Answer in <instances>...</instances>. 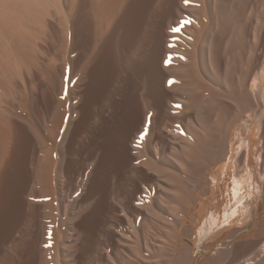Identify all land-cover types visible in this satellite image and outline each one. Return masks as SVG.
<instances>
[{
    "label": "bare ground",
    "instance_id": "6f19581e",
    "mask_svg": "<svg viewBox=\"0 0 264 264\" xmlns=\"http://www.w3.org/2000/svg\"><path fill=\"white\" fill-rule=\"evenodd\" d=\"M114 5L115 8L113 5V8L110 6L111 9H115L113 11L115 13L113 27L109 28L108 35L97 39L103 40L102 43H99L103 44L101 46L103 49H100L99 55H95L99 56L98 59L95 57L97 59L95 61V58L85 53L83 85L80 92L87 108L85 111L87 114L84 115L86 116L84 117V119L86 118L85 122L82 121L84 123H81L83 126L80 128L77 119L72 117L69 120L65 138H63V142L60 140L62 143L58 154H56L57 151L55 153L57 159L52 170V185L56 189L54 198L59 210H57L58 214L55 219L58 226L57 232L54 229L55 235L52 234L50 237L52 242L48 243L49 235H45L49 234L46 233V224L39 227L42 229L40 233L36 229L29 231L28 242H26L28 252L26 254L22 252L26 256V258L23 256L24 262L21 260L23 264H152L150 263L152 260L150 251L152 249L161 250L165 245L161 239L163 234L156 235L157 243L153 242L152 230L159 228L160 224H163L166 236L169 237V247L167 250L164 248L168 258L164 259L165 254L164 256L160 254L158 257H163V259L155 261L156 264H170L174 259L179 264L192 262L194 257L190 253L191 245L185 241L181 232L185 214L192 202L196 200L198 189L205 184L208 170L233 150L232 134L243 119H245L243 122L246 123V129L249 132L240 139L241 149L237 151L238 156L235 164L237 168L242 165L246 172L243 174L244 176L236 174L233 177L232 187L229 184L227 189L228 200L224 206V212H211L198 230V239L203 242L214 232L215 228L232 225L233 216L238 212L239 204L244 203L242 198L254 193L256 171L252 168L254 159L251 143L254 141V127L258 124L262 127L260 138L263 148L258 158H256L257 155H254L255 166H257L261 180V182H257L256 187L258 195L263 198L264 93L261 95L262 93L258 91L259 84H257L258 87L256 86L258 90L253 92L250 89V81L260 80V75L264 73V0H116ZM110 7L108 10L112 14ZM94 13L95 11H93V15L89 14L84 19L82 24L84 26H80L83 29L79 27L85 32V38L80 35L84 41L86 40L84 42L81 38L85 45L86 43L92 44L91 38L95 37L93 33L96 34L97 26L94 25V30L92 25L95 22L92 19L97 16L94 17ZM97 14L100 15V13ZM104 15L101 12L100 16L104 20L100 22L103 26H105L103 24L106 21L105 17L110 14L103 17ZM92 16L93 18H91ZM148 16L153 17V26L150 27L152 29L150 31L152 32L151 41L149 40V44L143 49L140 35L145 22L148 21V19L146 20ZM110 17L107 18L108 21H112L109 20ZM108 21L105 23L106 26ZM96 23L99 25V22ZM77 24L79 23L77 22ZM75 26L77 27L76 24ZM103 26L101 28H104ZM176 27L179 28L176 30ZM72 29L74 30V28ZM97 29L102 32L106 28ZM115 36L118 38V45ZM94 40L96 39L94 38ZM116 45L125 60L123 66L128 69V72L134 74L136 81L139 82L136 84L134 79L133 83L135 84L134 90L136 86L139 91V94L136 92L139 95V99L136 97L139 104L137 108L135 107L137 110L135 109V112L132 113L134 114V116L132 115V124L122 137L121 142L111 145V159L109 158L106 171H104L102 168L107 151L101 139L102 136L101 134L97 135L93 123L103 120L104 116L106 117L105 110L107 109L102 106L104 108L96 112L95 107L97 108V106L94 107V92L96 90L94 88L96 80L100 79L98 78L99 69L106 72L109 67L108 64L107 67L102 66H105L106 63L102 64L100 60L103 61V59L101 58L105 56L110 60V57L115 54L114 51L112 55L111 51L117 48ZM110 61L112 63L116 60ZM100 65L103 68H100ZM112 67L109 70H112ZM114 68L117 67L114 65ZM103 70L101 71L103 72ZM111 72L110 75H112ZM127 73L124 76H127ZM103 74L107 76L106 73ZM102 76L100 75V77ZM127 77L125 78L127 79ZM100 84H103V81ZM129 87L133 91L132 86ZM107 88L109 87L107 86ZM104 91H106V87ZM126 95L131 96L128 93ZM113 96L116 97V95ZM112 98L114 99V97ZM226 98L233 100L235 106L233 109L227 105ZM99 101L101 104L102 100ZM114 103L113 105L108 103V109L115 108ZM125 107L123 109L127 111L129 107L126 109ZM76 108L79 107L76 106ZM0 120L2 121L1 118ZM125 123L127 124V122ZM0 127L2 128V125ZM6 131L0 129V231L6 228L5 226L10 227L9 224L13 223L11 221H16L21 217L20 215H24L25 210L27 212L32 209L34 218L36 215L38 217L36 213L39 211L35 202V204H30L31 200H28V197L33 191L34 184L38 181L36 172L40 170L34 171L24 165L26 161L24 158L27 156L26 149L29 152L33 139L31 133L27 135L25 131L26 134L21 132L22 130L18 131L17 135L22 138V146L25 144V147L19 148L18 144L11 142L13 148L7 149L3 140ZM242 131L244 130L242 129ZM8 135L10 136V134ZM37 135L34 132V136ZM87 137L91 147L88 145L90 147L89 157L87 156L88 160L84 163L79 157L81 143L82 141L86 143L87 141L83 138L87 139ZM117 138L120 139L119 136ZM37 139L44 147L45 142L43 143L39 136ZM106 143L108 145L107 141ZM43 149L45 150V148ZM117 153L121 156L120 162H118ZM30 164L32 163L30 162ZM99 168L100 171L105 172V179H103L101 187L99 186L100 188L97 189V185L95 186L93 183V176L97 175V172L94 175L95 170ZM222 173L225 174L226 171L223 169ZM222 173L218 175L220 176ZM215 179L217 181V178ZM100 180L99 183L103 181ZM245 184L248 186V193L241 195V189L245 187ZM40 188L38 190L44 191L43 187V189ZM154 189L157 190L155 193ZM73 192L75 194H72ZM68 193L71 197H69L70 200L67 199V202ZM98 197L101 198L103 206L100 214H97L99 216H96L93 207ZM215 199L218 203L216 194ZM56 206L54 205L53 208L55 211ZM46 207L48 206L46 205ZM53 209L49 208L50 211ZM245 210L247 211L248 208ZM31 211L29 212L31 213ZM118 211L123 214V221L121 217H118ZM49 213L47 209L44 213L45 217L49 216ZM21 218L23 219V216ZM27 220L31 221V219ZM27 220L24 221L27 222ZM241 220L243 223L244 219ZM120 222L124 223L122 231L117 228L122 224ZM48 223L55 222L52 220ZM51 228L52 231L54 226ZM11 229L14 228L10 227V231ZM187 229L188 227L183 232L186 233ZM240 229L237 227L229 229L232 232L231 241L223 243V247L214 255L215 260L218 264H264V239L243 238V232ZM24 249L26 250V248ZM17 256L19 257L20 253Z\"/></svg>",
    "mask_w": 264,
    "mask_h": 264
},
{
    "label": "rangeland",
    "instance_id": "374dc122",
    "mask_svg": "<svg viewBox=\"0 0 264 264\" xmlns=\"http://www.w3.org/2000/svg\"><path fill=\"white\" fill-rule=\"evenodd\" d=\"M114 1L116 2V0H0V118L2 119V121L0 120V122H1L0 126L2 125V128L0 127V129H2V131H4V132L6 130H8L6 132L8 134H10V136H9L7 133L3 132L5 135V138L3 139L5 143L4 142L3 143L7 145V146L5 145L7 149L13 148L12 143L18 144L19 148L20 147L23 148V147H25V144H24V146H22L23 145L22 144L23 142L21 141L22 138H20L17 135V133H19L18 131L22 130L21 132H23V133L26 132L27 135H30V133H31V137L33 139L31 138L32 140H31V146H30L29 152L26 149V153H27L26 155L27 156H25V158H24V161L26 160L24 162V165L25 166L27 165V167L29 166V168L34 169V171L35 170L42 171V172H40V171L36 172V176H38L37 177L38 181L36 182V184H34L35 187L33 186V188H32L33 191H31V193H30L31 195L29 194V197H28V200L32 201V202L30 201V204L35 202L36 203V204L34 203L35 206L39 207L38 209L36 207V209L39 210V211H37L38 213H36V214H38V217H37V215L35 216V218H34V215L32 216V213H33V211H31L32 209L28 210L27 212L25 210V212L23 213L24 215H20L21 217L23 216V219L21 217H19L18 219H16V221L17 220H19V221L16 222L14 220L15 221V223H14V221L12 220L11 222H13V223L9 224L11 228H14L13 230L11 229V231H10L9 226H8L9 229L7 228V226H5L6 228L1 229V231H0V235H1L0 236L1 237L0 238V264H20V263L23 264V262L25 261L23 256H25V255H23L22 252L24 254H26L28 252V250H27L28 246H27L26 242H28V239H27L28 236L27 235H28L29 231L36 229L40 233L41 232L40 230H42V229L39 227H43V225L46 224L45 225L47 227L46 233L48 232L49 234H45V235L46 236L49 235V236H48V238L46 236L45 237L47 238L48 243L52 242L50 237H52V234H53V236L55 235L54 229H56V232H57L58 226H57V221H55V219L57 218V214H58L59 210L57 209V206H56L57 201L54 198V196L56 197V195H55L56 189H54V187L52 185L53 184L52 183L53 165L57 159L56 154H58V149L64 140L63 138H65L64 135H66L65 131H67V129H68L67 126H69V122H70L69 120H71L72 117L77 119L76 121H77V124L80 125L79 126L80 128L83 126L82 124L85 122L86 118L84 119V117H86V116H84V115L87 114V112H85V111H87V108L85 107L86 103H85L84 99H82L83 95L80 94V92L82 91V85H83V70H84L86 55L89 54L93 58H95L96 57L95 55H99V52H101L100 49H103L101 47L103 44H99V43H102L103 40H97V39L98 38H100V39L104 38L106 35H108V33L110 31L109 28L112 29V27H113V22H114L113 19L115 18L114 17L115 13L113 11H115V9H111V7L113 5L115 8V5H114L115 2ZM112 3H114V4H112ZM109 7H110L112 14H113V16H111V17H110V15H112V14L109 13V10H108ZM93 11H95L94 17H95V15H97L96 16L97 18L95 17L96 20L93 18V16L91 17V18H93L92 21H95L92 23L93 29L95 30L94 25L97 26L96 27V34L97 35L93 33V35H95V37L93 35L92 36L96 40H94V38L92 37L91 38L92 44L89 43V45L91 44L92 46L91 45L89 46L88 43H86V45L84 44V42L86 40L84 41V39L82 37L84 36V38H85V35H84L85 32H84V30L83 31L80 30V28L82 26H84L82 24L84 23L83 21L87 17V15H89V14H90V16L93 15ZM101 12H102V15L103 14H105V15L110 14L106 17H105V15L103 16V17H105L106 21H108V19H107L108 17L111 18V19L109 18V20H112V21L107 22L108 27L105 24L106 21H104V23H103L106 27L101 24L102 22H100V21L104 20V18H101V16H100ZM97 13H100V15ZM73 18H76V19H73ZM152 18L153 17H149V16L146 18V20L148 19V21L145 22V25L143 27V31L140 35L141 36L140 39L142 38L140 40V42L142 43L141 47H143V49L145 46H147L149 44L148 41L149 40L151 41L150 37H151L152 32H150V31L152 30L151 28L153 26ZM97 20H99V21H97ZM74 21H75V23H73ZM77 22L79 24H77ZM96 22H99V25H96L97 24ZM109 22H110V24H109ZM75 24L77 25V27L75 26ZM100 24L104 28H106V29L108 28V29L106 30L104 28H101L102 26ZM72 25H73V27H72ZM72 28H74V30ZM75 28H76V31H75ZM97 28L104 29V30H102V32L100 31L102 36L100 35V32L97 31V30H99ZM177 28H179V27H176L175 29L177 30ZM81 29H83V28H81ZM144 30H147V31H144ZM74 31H75V33H74ZM80 31H82L83 33L81 32L79 34ZM103 32H104V34H102ZM146 32H147V34H146ZM80 35L81 36L83 35V36L81 37ZM142 35H144V36H142ZM147 35H149V36H147ZM74 38H75V40H74ZM79 38H80V40L82 38L84 42H82V40H81V42L79 43V41H80ZM93 40H94V42L95 41L96 42L94 43ZM115 41L117 42L116 44L118 45V38L117 37H116ZM81 43H83V44H81ZM117 45H116L117 48L114 49L113 51H111V53L115 51V54L113 55V53H112L113 56H111V57L109 56L110 60H112V61L116 60L117 63H116V61L111 63L109 58H105V56H104L105 59L101 58V59H103V61L100 60L102 62V64L106 63L105 66L104 65H102V66L103 67L109 66V67H107L106 72L103 69H99L100 72H99L98 78L103 79V80L101 79L103 81V84H100V82L102 83V81L100 79H97L96 82L97 81H99V82H97V83L95 82L96 86L94 88V90H96L94 92V97L96 99L99 98V100H102V103L100 104V101L96 100L94 98V102H95L94 107L97 106V108L95 107L96 112H97V110L104 108V107H105V109H107V110H105L106 111V113H105L106 117L104 116L103 120H101L100 122H97V123L94 122L93 123V128L96 129V130L94 129L95 132L97 133V135L101 134V136H102L101 139L104 142L105 149L107 151V155L109 154L108 155L109 157L106 155L104 158V163H103L104 166L102 168V169H104V171H106V166H107V163L109 161V158L111 159L110 150L112 151V146L115 143H120L121 139H123L122 137L125 135V133L127 132V129H129V127L132 124L133 116H134V114H132V113L135 112V109L137 108V105L139 104V100H138L139 95H137V94H139V91L137 90L136 86H135L136 91L134 90V87H133L135 85V84H133L134 79H135V77H134L135 75L131 74L130 71L128 72L127 71L128 69H126L125 66H123L125 63V60L121 56ZM89 47L91 48V50ZM141 47H140V49H141ZM83 48H84V50H83ZM88 48H89V51H87ZM85 53H86V55H85ZM98 57L99 56H97L96 58L98 59ZM112 57L114 60L112 59ZM96 58L94 59L95 61L97 60ZM129 58H131V56ZM104 60H107V61L104 62ZM120 60H121L122 65L120 63ZM113 63H115V64H113ZM114 65L117 68H114ZM102 66L100 65L99 67L103 68ZM119 66H121V67H119ZM111 67H112V70H109ZM113 68L115 69V71H113L114 70ZM101 70H103V72ZM110 72L112 75L109 74ZM113 72H115V74H113ZM103 73H106L107 76L104 75ZM126 73H127V76L129 75L128 77L124 76V75H126ZM100 75L101 76L103 75V76L100 77ZM105 76L107 79L105 78ZM111 76H114L115 78L111 77ZM261 76H262V78H261ZM125 77H127V79ZM131 79H132V81H130ZM127 80H129L130 82ZM136 80L137 79H135V81ZM112 81H113V84H112ZM124 81H127L129 83L124 82ZM254 81L253 80L250 81V87H251L250 89L253 92H255L256 90H258V88H256V86H257V84H259V90L258 91H260L262 93L261 95H263V93H264V73H262L260 75V80L256 79V81H255L256 84ZM124 83H125V85H124ZM130 83L132 85H129ZM135 83L138 84L139 82L136 81ZM97 84L102 85V86L100 87ZM121 84H123V85H121ZM103 85H105V86H103ZM127 85L132 86L133 91ZM107 86L109 88H107ZM105 87H106V91H104ZM122 87H123V89H122ZM100 88L103 90L97 91V90H101ZM110 88H113V89H110ZM125 88H126V90H124ZM118 91L120 94L118 93ZM128 91H130V92H128ZM134 91H135V93H134ZM97 92H99V93H97ZM103 92L104 93L106 92V94H104ZM136 92H137V94H136ZM127 93L130 94L131 96L129 97V95H126ZM117 94H119L118 95L119 97L117 96ZM132 94H133V96H132ZM109 95L110 96L112 95V96L110 97ZM113 95H116V97ZM97 96H99V97H97ZM101 96H103L106 99H104L103 97L101 98ZM112 97H114V99ZM134 97L135 98L137 97L138 99L136 98V101H135ZM118 98H120V99H118ZM228 99H230V98L225 99L226 102L228 101L227 105L229 106V108L232 107L231 109H233L235 107L233 105L234 102H233V100H228ZM114 100L116 101L115 103H114ZM97 103H99V104H97ZM108 103H110L112 105L114 103L115 108H113V109L109 108L108 109ZM126 103H127V105H126ZM130 103L131 104L133 103V105H131ZM134 104H136V105H134ZM120 105H121V107H120ZM76 106L79 108H76ZM102 106H104V107H102ZM124 107H125V109L129 107L130 111H129V108L127 109V111L124 110L123 109ZM110 110H111V112H110ZM122 110H124L126 112H124ZM132 110H133V112H132ZM125 115L127 117L126 120H125V118H126ZM3 119H4V121H3ZM129 119L131 120V122ZM82 121H84V122H82ZM124 121L127 122V124ZM243 121H245V119L240 121V124H238V126H236V128L234 129V132L232 134L233 150L231 151V153L226 155V157L224 159H222L218 164H213V166L208 170V172L206 173L207 177H206L205 184L202 185L198 189L197 194H196V198H195L196 200L192 202L188 212H186V214H185V221H184L183 226L181 227V232L183 234V237L185 238V241L191 245L190 253L194 257V260L192 262H188L185 264H218V262L215 260L214 255L221 249V247H223V245H224L223 243H226V242L228 243L231 241L232 232L229 230L231 228H236V227L239 229L241 228L240 231L243 232L242 233L243 238L251 239L253 237L252 239H255V237H256L257 239H260V238L264 239V225H263L264 224L263 223L264 222V194H263V198H261L257 192L256 186L259 182H261V180L259 178L260 176H259V171L257 170V166H255V163H256L255 159L258 158V156H259V154L263 148L262 147L263 142L260 138V135L262 133V127L259 124H258V126L256 125L254 127V141H252V143H251V150L253 152L252 157L254 159V161L252 163V168H254L256 171L255 172L256 178L254 180V187H253L254 193L251 195H246L248 193V186H247V184H245V187H243L241 189V192H242L241 195H246L247 197L244 196V198H242V200L244 199L243 200L244 203L239 204V208H238L239 210L233 216L232 225H225V226H222L220 228H215L214 232L207 239H205L203 242H201L200 239H198V237H197L199 228L203 225V223L206 221V219L210 216L212 211H217V212L221 211V213L224 212V206L226 205V202L228 200V196H227L228 190L227 189L229 188V184H230V187H232L233 177L236 174H237V176L238 175L240 176V175L245 174V172H246V169H244L242 167V165L240 166V168H237V166L235 164L236 158L238 156L237 151H240V149H241L240 145H239L240 139L242 136L245 137L249 132L246 129V123ZM103 122H105V123H103ZM26 124H29V125H26ZM97 124H99V125H97ZM123 124L124 125L126 124L125 127ZM4 125L6 128L3 127ZM27 126H29L33 130V132H32V130L30 131V128ZM20 127H21V129H20ZM97 127H99V128H97ZM103 128L106 130H104ZM125 128H126V130H124ZM13 129H15V130H13ZM242 129L244 131H242ZM10 130H11V132L9 133ZM27 130H29V131H27ZM34 132H36V134H38L37 136H39V138H41L43 143L45 142L46 146H45V144H44V147L41 146L39 140L37 139V136H34ZM242 132L244 133L243 135H242ZM121 134H122V136H121ZM14 135H15V137H14ZM117 136H119L120 139L117 138ZM113 138H115V139H113ZM84 139L87 141L86 142L87 144L85 143V141H82V143H81V150L84 149L83 150L84 152L82 151L84 153V155L80 150V153L82 156L80 155V157H79L80 159H82L83 162L88 160L86 158L89 157L88 152H89L90 147H91L89 144L90 142H88V141H90L89 138L88 137H87V139L83 138V140ZM7 141H9V142H7ZM106 141L108 142V145H107ZM56 145H59V146H56ZM106 146H108V147H106ZM43 148H45V150L50 148L51 150L50 149L48 151L46 150L47 151L46 152ZM56 151H57V153H56ZM16 152H17V150H16ZM85 155H86V157H85ZM254 155L255 156L257 155V157L255 158ZM107 157H108V160L106 159ZM117 159H118V162H120L119 160H121V156L119 154L117 155ZM32 160H33V162L35 160V162L33 163ZM30 162L32 164H30ZM223 169L226 171L225 174L222 173ZM242 170H244V171L242 172ZM49 171H50V173H49ZM104 171H102V170L100 171V168L95 170L94 175H96V172H97V175L93 176V183H95V186L97 185L96 186L97 189H99L101 187L102 183L104 182V180H103V179H105V172ZM219 173H222V174L219 176L218 175ZM99 176H101V177H99ZM223 177H225V179H223ZM215 178H217V181ZM44 179H46V180H44ZM100 179L103 181H101ZM99 180L101 181L100 183H99ZM41 183H43V184H41ZM48 185H49V187H48ZM42 187L44 188V191L41 192V190H38V189L39 188L43 189ZM52 191H54V192H52ZM156 191L157 190L154 189V193ZM42 193H44V194H42ZM72 194H75V192H73ZM215 194L217 195V198L219 200L218 203H216ZM69 197H71V196L68 193V195L66 196L67 202H68V200H70ZM97 203H100V204H97ZM38 204H40L41 206H39ZM46 205L48 207H46ZM54 205L56 206V211H55V209H53ZM35 206H34V208H35ZM102 206H103V202H102L101 198L98 197V200L93 207L94 208V214L96 216H99L97 214H100V212L102 210ZM49 208L51 210L53 209V211H50ZM246 208H248L249 211L248 210L246 211L245 210ZM44 209H46V210H44ZM47 209L50 212L49 213L50 217L49 216L45 217L44 213L47 211ZM29 211H31V213ZM51 215H53V216L51 217ZM117 215H118V217H121L122 221H123V217H124L123 214H121L118 211ZM29 216L32 218H30ZM25 217H27V218L24 219ZM27 219H29V220L31 219V221L28 222ZM35 219H37V220H35ZM50 219H51V221H50ZM241 219H244L243 223H241L242 222ZM24 220H27V222ZM52 220L55 223H51V224L48 223V222H52ZM36 221H38V222H36ZM45 222H47V223H45ZM120 223H122V224H120L119 227H117V228L119 231H122L124 229L123 228L124 223L123 222H120ZM12 224H14V225L11 226ZM47 224H48V226H47ZM52 225L54 226V228L51 231V229H52L51 227H53ZM160 225H159L160 226L159 228H155V229L153 228V230H152V232H153L152 234L154 236L153 242H154V244L157 243L156 239L158 237L156 235L163 234V235H161V236H163V237H161V239L165 242L166 247L164 245V248H166V250H167V248L169 247V241H168L169 237L166 236L167 234L165 231V227L162 226L163 224H160ZM28 226H29V228H28ZM30 227H31V230H30ZM186 227H188V229L185 233V232H183V230ZM118 230H117V233H118ZM8 231H9V233H8ZM25 231H26V233H25ZM3 233H4V235H6V236L8 235V236L6 237V236L2 235ZM58 233H59V230H58ZM164 236L166 237V239H164L165 238ZM25 239L27 241H24ZM49 240H51V241H49ZM166 241H168V242H166ZM166 243H168V244H166ZM24 248H26V250ZM164 248H162L161 250L160 249H157V250L152 249L150 251V256H151L150 258L152 259V260L150 259L151 260L150 263L156 264V262L158 260L163 259V257H161V256H164V254L166 256V257L164 256V259L168 258V256L166 255V250ZM23 249L26 252H24ZM19 253H20V256L18 257L17 255H19ZM160 254H161V256H160L161 258L158 257V255H160ZM156 256H157V258H155ZM19 258H21V259L18 260ZM25 258H26V256H25ZM154 258H155V260H154ZM21 260L23 262H21ZM170 264H179V262L176 259H174L170 262Z\"/></svg>",
    "mask_w": 264,
    "mask_h": 264
}]
</instances>
